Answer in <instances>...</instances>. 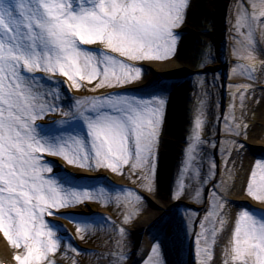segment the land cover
I'll return each mask as SVG.
<instances>
[{
	"label": "snow or ice",
	"instance_id": "6c2138e0",
	"mask_svg": "<svg viewBox=\"0 0 264 264\" xmlns=\"http://www.w3.org/2000/svg\"><path fill=\"white\" fill-rule=\"evenodd\" d=\"M188 5L189 0H0V232L11 246L25 249L24 254L13 257L17 264H41L57 249L58 241L45 222V214L55 215L52 209L59 211L86 201L99 202L104 195L103 188L99 196L90 195L46 179L42 173L51 172L52 167L50 163L42 165L38 154L60 156L73 166L89 170L107 168L120 175H124L125 166L151 167L166 102V89L148 99L121 94L97 98L85 102L90 106L78 110L73 117L84 122L83 136L60 134L45 138L38 133L40 126L35 121L55 111V107L41 101L48 94L57 97L53 90L59 82L49 79L46 93L42 91L41 78L34 73L66 76L77 88V77L88 83L98 79L96 87L135 81L143 70L126 61L171 58L179 39L173 29L183 22ZM251 19L245 13V22ZM242 26L238 19L237 28ZM97 43L108 51L81 47ZM203 125L198 116L185 170L196 158ZM255 169L259 170V180L253 170L246 194L264 201V162L256 163ZM183 187L182 171L174 198L182 194ZM133 195L137 202H144L139 194L129 193ZM199 195L197 192L196 197ZM213 197L209 216H219L223 225V216L216 208H222L226 201L216 192ZM62 218L72 220L71 214ZM77 230L87 231V226L82 229L77 225ZM205 234L214 241L215 227L205 229L201 235ZM203 251L209 253L207 248ZM231 252L237 264H264V211L241 209Z\"/></svg>",
	"mask_w": 264,
	"mask_h": 264
},
{
	"label": "rangeland",
	"instance_id": "374dc122",
	"mask_svg": "<svg viewBox=\"0 0 264 264\" xmlns=\"http://www.w3.org/2000/svg\"><path fill=\"white\" fill-rule=\"evenodd\" d=\"M206 1V16L197 25L198 31L204 34L205 39L201 38L200 31L198 32L196 27L193 28L194 26H192L193 35L185 30L188 23L187 16L193 15L195 6L194 0H189L183 22L173 29L179 39L177 50L171 58L161 61H126L143 70L141 77L135 81L123 86L96 87L99 83L98 79L88 83L77 77L80 85L77 88L66 76L47 73L52 78H61L63 83L53 90L57 93L55 99L52 94L42 98L41 102L55 107V111L48 112L43 119L57 114L62 116L63 120H70L66 123L77 121L79 118H73L77 111L90 106L85 102L111 95L110 92L116 89L126 91L129 88H137L135 90L138 94L121 95H126L128 98L148 99L154 94H160L161 89L174 92L178 88L184 100L181 101L183 127L177 137V155L174 160H168L170 167L165 174L161 171L163 163L167 161L163 158L165 156L163 149L168 145L172 104L168 103L167 99L170 93L165 94L166 102L161 114V126L157 130V142L153 147L151 167L148 164L135 169L125 166L122 169L124 175H120L107 168L89 170L73 166L60 156L38 154L42 158L49 156L56 159L69 175L76 176L80 172H88L95 177L94 181L105 178L119 186L136 188L144 194L132 190L107 188L100 182L97 184L101 185L96 184L91 189L76 190L99 196V189H104V195L100 197L99 202L86 201L72 207L87 211L86 216L101 218V222L80 225L57 217L70 207L60 208L59 211L52 209L55 215L49 216L64 222L66 230L73 235L80 246L96 252L77 253L70 243L62 245L58 242L55 252L49 253L41 264H49V262L57 264V260H64L69 264H129L131 262L132 264H166L165 258L166 256L169 258V254L178 264H191L192 259L196 264H237L232 260L231 248L239 212L243 207L264 211V201H257L246 194L253 170L257 171V180H259V170L255 169L256 163L264 162L262 156L264 154V15H262L264 3L260 0H237L229 28L228 9L225 7L228 0ZM245 13L252 17L248 23L245 22ZM238 19L244 25L239 29ZM228 28L230 31L227 36ZM187 35L193 36L194 39L186 37ZM186 38L193 41L191 48L187 47ZM90 46L106 49L99 43ZM185 53L190 58L182 64L181 56ZM113 54L118 56L117 53ZM175 61L180 62L179 65H175L173 63ZM250 76L252 78H249ZM169 85L175 87L168 89ZM42 91L48 93L49 89ZM177 93L174 94L176 101L179 100ZM198 116L204 121L203 127L199 129L202 143L197 145V151L194 153L196 158L192 161L191 167L185 170L186 153L192 143L194 121ZM70 134L83 136L84 132L78 129ZM57 135L60 134L52 137ZM238 145L246 147L241 149ZM252 147L261 152L257 155L260 160L254 156ZM182 171L183 192L174 198V193L177 192L181 182ZM49 173L43 172L42 175L46 179L56 181L60 187L69 188L59 184L57 179L48 177ZM149 186L151 190H148ZM161 191L165 193L166 205L172 208L170 215L162 220L170 233L166 244L155 241L159 225H155L154 230H150L151 227L145 226L147 220H144L148 210H161V207L154 202L156 199L161 200L158 196ZM197 192L200 193L199 197H196ZM214 192L219 193L226 201L222 208H216V211L223 216V225L219 223V216L212 218L209 216L213 210ZM129 193L139 194L144 202H137L135 196H129ZM233 201H241L243 205L236 207ZM217 203H219L218 198ZM189 205L194 208L189 209ZM174 206L179 208L175 209ZM211 220H215V223L213 224ZM77 225L82 229L87 226V231H78ZM141 227L143 231L149 229L148 231L153 233L154 241L140 245L137 250L135 241L141 239ZM212 227L216 229L214 241L210 235H201L205 233V229ZM0 236L10 251L12 250V257L24 254L23 246L15 248L10 245L2 232ZM54 239L59 241L56 235ZM206 248L209 249L207 254L203 251ZM61 251L63 252L59 254ZM2 256L3 252L0 250V264L3 260ZM14 264H17V261Z\"/></svg>",
	"mask_w": 264,
	"mask_h": 264
},
{
	"label": "bare ground",
	"instance_id": "6f19581e",
	"mask_svg": "<svg viewBox=\"0 0 264 264\" xmlns=\"http://www.w3.org/2000/svg\"><path fill=\"white\" fill-rule=\"evenodd\" d=\"M236 1L237 0H228V4L225 6L227 7L228 9V27L230 28V21H231V16L234 12V6L236 4ZM195 2V6H194V9H193V15L190 16V14L187 16V28H185V30H187V32L191 33L193 35L194 31H193V28H197V25H198V22H200V20H202V18H204L206 16V8H207V1L206 0H194ZM196 10V11H195ZM195 11V13H194ZM201 18V19H200ZM192 26H194L192 28ZM228 28L227 30V36H228V32L230 31V29ZM197 31H198V28H197ZM200 31V30H199ZM198 31V32H199ZM201 34V38L202 39H205V36L204 34L200 31L199 32ZM199 36V34L197 35ZM226 36V37H227ZM186 37H190L189 35H187ZM191 39H194L193 36L190 37ZM192 43L193 41L186 38V45L188 48H191L192 47ZM190 50V49H189ZM190 57L187 55V53L183 54L181 56V63L184 64V62H186L187 59H189ZM175 65H179L180 62L178 61H175L173 62ZM158 79V78H157ZM155 79V80H157ZM175 93H177L179 95V100L176 101L174 100V94L173 93V97L171 98V110H170V117H171V120L169 121V128H168V138H167V141H168V145H165L164 146V149H163V152L165 153V156H164V159L167 161L163 163V170L161 171V173L165 174L167 173L168 171V167H170V164L168 163L170 159L174 160V158H176L175 155L176 154V143L178 142L177 140V137L179 136L180 132H181V128L183 127L182 124H181V118H182V113H183V106H182V102H183V96L180 95L182 94L181 93V90L178 91V88L177 90L174 91ZM182 101V102H181ZM167 147V148H166ZM169 150H171L172 152H168ZM173 153V154H172ZM60 171V170H59ZM78 177H88L90 176L91 177V174L88 173V172H80L78 173L77 175ZM158 196L161 198V200H158L156 199L154 202H155V205L157 204V206L161 207V210L159 211H154V210H148L145 214V217H144V220H147L146 221V225L147 226L149 223H156L158 222V225H161V222L162 220H164L165 218H167L168 215H170V211H171V207L170 205H166V202H165V193L163 191L159 192ZM82 212V213H81ZM84 211H80L79 209H65L63 210L62 212V215L66 216V215H69L71 214V217H76V214H83ZM87 212V211H86ZM142 229V227H141ZM161 229L163 230V227H161ZM141 233H143V229L141 230ZM147 235V234H146ZM166 235L165 237H170V233H169V230L167 229L166 233L164 234ZM164 237V238H165ZM146 239V238H145ZM136 243V241H135ZM144 243H147V241H145ZM142 239L139 240V242H137L135 244V247L137 248V250H139V244L143 245L144 244ZM169 248V247H167ZM0 250H2L3 252V260L2 261H10L12 260V250L10 251L8 245L5 243L4 239L2 238V236H0ZM173 259L170 258V260H168L169 264H171L170 262L172 261ZM129 264H132L129 263ZM173 264V263H172Z\"/></svg>",
	"mask_w": 264,
	"mask_h": 264
}]
</instances>
